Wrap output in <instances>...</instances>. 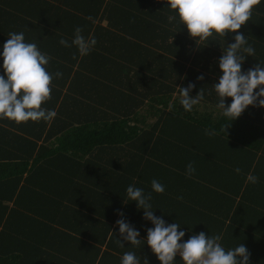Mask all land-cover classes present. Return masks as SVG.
<instances>
[{
	"label": "trees",
	"instance_id": "obj_1",
	"mask_svg": "<svg viewBox=\"0 0 264 264\" xmlns=\"http://www.w3.org/2000/svg\"><path fill=\"white\" fill-rule=\"evenodd\" d=\"M76 27L97 41L87 55L72 45ZM237 31L255 49L242 71L264 65V0ZM10 32H23L51 57L46 70L63 75L41 105L54 119L0 117V264H121L129 251L162 264L129 185L151 193L154 215L181 225V241L219 235L225 250L243 243L250 264H264V107L231 121L214 88L236 33L192 38L167 0H0V75ZM190 82V95L203 88L204 98L185 111L180 86ZM118 210L145 239L139 246H121ZM174 264L185 262L177 255Z\"/></svg>",
	"mask_w": 264,
	"mask_h": 264
},
{
	"label": "clouds",
	"instance_id": "obj_2",
	"mask_svg": "<svg viewBox=\"0 0 264 264\" xmlns=\"http://www.w3.org/2000/svg\"><path fill=\"white\" fill-rule=\"evenodd\" d=\"M167 3L171 9L178 10L179 20L187 27L192 38L207 40L213 33L223 37L236 33L235 42L227 44L226 51L219 58L222 75L219 82L214 83L219 96L217 107L223 109V115L233 121L249 105L264 107V65L258 62L246 72L242 71L243 62L247 56H255V49L247 44L246 36L237 31L250 19L253 7L260 0H167ZM168 19L171 22L175 17L169 16ZM82 31L81 27H76L72 45L77 46L81 55H87L97 41L94 37L86 39ZM8 37L2 52L5 74L0 75V117L17 123L51 121L56 117V111L42 108L41 105L51 98L53 79L63 74L46 70L51 57L43 53L36 43L26 42L23 32H10ZM59 43L65 47L72 46L63 38ZM197 79L203 80L204 76L200 75ZM194 87L191 82L187 87L180 86V104L185 111H191L204 98L203 88L194 97L190 95ZM226 97L232 98L230 104H226ZM230 126L231 123L226 124L223 130L227 133ZM206 134L214 135L215 132L206 130ZM193 165L194 162H190L186 166L188 175L195 172ZM235 171L239 173L241 170L237 168ZM247 180L255 184L258 177L249 174ZM151 187L156 193L165 191V186L156 179L151 181ZM126 192L128 201H135L138 209H144L143 218L154 225L147 229L146 243L162 264H174L177 255L185 264H250L251 253L243 243L234 249L225 250L219 235L210 236L201 231L181 242L185 231H178L181 227L179 223L167 224L163 216L154 215L150 203L151 193L146 194L142 188L134 185H129ZM118 214L122 217L116 221L121 246H124L123 241L139 246L145 239L138 238L140 232L123 219L122 211L118 210ZM144 261L149 264L146 256ZM121 264H141L140 257L135 252H126Z\"/></svg>",
	"mask_w": 264,
	"mask_h": 264
},
{
	"label": "built area",
	"instance_id": "obj_3",
	"mask_svg": "<svg viewBox=\"0 0 264 264\" xmlns=\"http://www.w3.org/2000/svg\"><path fill=\"white\" fill-rule=\"evenodd\" d=\"M181 242H183V241H181Z\"/></svg>",
	"mask_w": 264,
	"mask_h": 264
}]
</instances>
